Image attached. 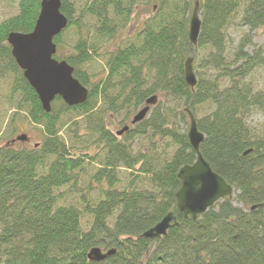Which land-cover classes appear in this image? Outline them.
<instances>
[{"label":"trees","instance_id":"obj_1","mask_svg":"<svg viewBox=\"0 0 264 264\" xmlns=\"http://www.w3.org/2000/svg\"><path fill=\"white\" fill-rule=\"evenodd\" d=\"M137 1L76 0L73 7L62 0L69 26L55 39L54 58L71 65L74 77L92 89L84 105L68 107L58 98L49 114L7 43L10 33L34 30L42 0H19V12L0 24V77L11 74L9 98L19 96L17 112L25 105L29 122L43 129V140L33 148L22 142L0 147V264H264V128L253 122L255 115L264 118V90L248 80L264 69V49L247 51L255 34L264 37V0H156V12L134 39L108 55L93 87L85 66L99 56L98 43L124 29ZM196 6L201 30L194 46L189 24ZM241 8L247 31L229 51V30ZM70 28L77 41L68 46L63 35ZM65 48L70 52L62 53ZM189 58L197 78L194 89L184 79ZM152 97L182 103L187 115L208 110L197 120L205 137L200 152L234 195L196 221L184 218L176 199L178 173L196 162V153L187 134L171 126L163 101L121 138L105 123L104 112L124 115L126 121ZM95 99L102 101L104 112L93 114ZM69 114L86 120L84 127L79 122L70 127V141L61 135ZM80 129L94 138L98 153L87 146L89 139L79 141ZM17 137L13 133L5 140L8 144ZM159 139L177 150L162 156L157 147L142 143L150 147ZM137 142L142 146L135 149ZM122 168L131 180L119 190ZM78 191L79 201L70 200ZM92 192L100 197L91 199ZM169 213L176 225L165 237H143ZM85 215L91 217L88 230ZM96 247L114 253L91 262L88 254Z\"/></svg>","mask_w":264,"mask_h":264},{"label":"water","instance_id":"obj_2","mask_svg":"<svg viewBox=\"0 0 264 264\" xmlns=\"http://www.w3.org/2000/svg\"><path fill=\"white\" fill-rule=\"evenodd\" d=\"M61 8L62 0H42L34 30L29 34L10 33L7 39L13 58L47 114L51 113L52 103L57 98L62 99L68 107L84 105L89 98V90L74 77V68L66 61H58L54 58L57 54L55 39L69 26V20L62 13ZM200 30L201 19L196 6L189 24V39L194 46L197 45ZM184 73L186 84L194 89L197 78L194 73L193 58L186 61ZM156 103L157 97L147 100L145 107L132 118L131 125L144 121L150 113L151 106ZM188 115L191 125L187 136L189 144L196 153V162L179 171L178 179L181 181V188L176 193V199L177 207L184 218L190 217L196 221L217 203L233 196L234 188L217 175L203 158L200 147L205 137L199 132L193 114L188 112ZM128 131L129 127L126 126L117 133V136L120 137ZM25 141L27 137L20 136L10 144ZM174 225H176V217L173 213H169L154 228L147 231L144 237L160 240ZM112 253L114 252L104 254L100 248L96 247L90 250L88 259L91 262H100Z\"/></svg>","mask_w":264,"mask_h":264},{"label":"rangeland","instance_id":"obj_3","mask_svg":"<svg viewBox=\"0 0 264 264\" xmlns=\"http://www.w3.org/2000/svg\"><path fill=\"white\" fill-rule=\"evenodd\" d=\"M71 5L74 7L76 6V0H68ZM156 0H138L136 3V8L133 13V16L129 18L124 25V29H122L119 33L115 35V37L111 40L100 42L98 43L97 49L99 56L95 58L91 64L86 65L85 69L87 72H89L90 79L92 82L93 87L96 86V83L101 79V76L103 72L105 71V62L108 58V55L112 53L113 51L117 50L118 48L124 46L127 44V41H129L130 38H133L137 36V34L142 30L143 25L145 24L146 20L150 18V16L156 12V9L158 7ZM19 0H0V24L6 20L7 18H10L12 16H15L19 10ZM78 13V12H76ZM80 14V13H79ZM78 14V15H79ZM241 17H242V8L240 9L239 13L237 14L234 24L229 30V51L231 49L238 46L239 41L241 40L244 33L247 31L242 25H241ZM63 41L68 45H74L76 40V36L74 34V30L70 28L67 30L63 35ZM257 48H263L264 49V37L259 33L255 34L253 36V42L252 45L247 48V51L251 53L254 49ZM70 51L65 48L62 50V53H69ZM11 80H13V77L11 74H8L7 76L4 75V77H0V147L7 145V138L14 135L17 137L19 136H27L29 139L27 142L23 143L24 147L33 148V146H37L42 140H43V129L41 126H36L34 124H31L27 118L29 109L22 105V110H18L16 108V101L19 96H17L15 99L11 100L9 98L10 91H11ZM250 82H252L253 86L257 90H264V69H256L253 73V75L248 79ZM87 89L91 90V87H87ZM97 101V107L96 111L93 113H102L104 112L103 109V103L100 99H95ZM163 101V104L167 106L168 111L171 112L170 116V122L171 126H175V131L179 132V134H187L190 130V119L187 115L188 107L183 106L182 103L174 102L170 98L161 99ZM160 98L157 97V103L161 102ZM156 103V104H157ZM155 104V105H156ZM154 105V106H155ZM141 109V108H140ZM138 109L133 116H135L139 110ZM152 111V109H151ZM15 112L17 115H14ZM184 114H186L187 117H185ZM105 123L107 127H109V130L115 135L116 133L120 132L124 127L128 126L129 131L133 128L135 129V126L131 125L132 117L129 120L124 121L125 116H112L108 113H105ZM208 110L205 108H200L196 111L194 117L197 120L207 116ZM151 113L149 114L148 118H150ZM79 122L81 127L85 126L86 120L83 118H77L74 117V115L69 114L66 115L62 120L61 125V135L64 136L68 141L71 140L70 136V127L73 126L74 123ZM253 122L256 126L260 128H264V118L260 115H255L253 118ZM86 130V127L84 128ZM126 132L125 134H127ZM86 131L83 129H80L78 132V135L80 136L79 141L85 144V141L89 139V142L87 146L93 147L96 152H99V149L95 148L94 146V138H88L86 135ZM124 134V135H125ZM123 135V136H124ZM78 136V137H79ZM119 138V137H118ZM121 138V137H120ZM144 141V140H143ZM142 143H146V147L148 148H156L158 150V153L162 156L165 155H172L175 150H177V147L175 145L171 146V142L169 140L159 139L153 143L152 146L149 147L148 141H144ZM142 143L139 144L137 142V145L135 146L137 148H140L142 146ZM17 144L15 145V147ZM166 150V151H163ZM84 154V153H82ZM98 168V163L94 166H92L91 172H94L95 169ZM118 175L120 177V183L116 186L117 189L123 190L126 188V186L129 184L131 178L129 177V172L125 169H119ZM91 179V176L89 177L88 181ZM85 183V182H84ZM86 185V183H85ZM84 187V185H83ZM87 186H85V189ZM80 189V188H79ZM64 190H67L65 188ZM63 191V189H62ZM79 192V191H78ZM93 193V192H92ZM68 194V193H67ZM79 194L71 196L72 201H79ZM91 199H95L98 196L97 193L90 194ZM63 202V200H61ZM60 202V203H61ZM80 205V203H79ZM91 217L90 216H84L83 223L85 230L89 229V225L91 223Z\"/></svg>","mask_w":264,"mask_h":264},{"label":"bare ground","instance_id":"obj_4","mask_svg":"<svg viewBox=\"0 0 264 264\" xmlns=\"http://www.w3.org/2000/svg\"><path fill=\"white\" fill-rule=\"evenodd\" d=\"M144 235H145V233H144ZM144 235H143V237H144ZM145 238V237H144ZM150 240V239H149Z\"/></svg>","mask_w":264,"mask_h":264}]
</instances>
